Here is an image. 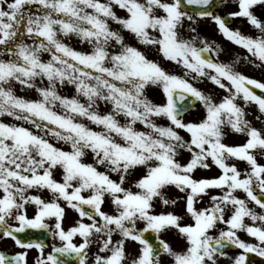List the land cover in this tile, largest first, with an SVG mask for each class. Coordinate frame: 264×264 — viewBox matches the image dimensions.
Here are the masks:
<instances>
[{"label":"snow or ice","instance_id":"1","mask_svg":"<svg viewBox=\"0 0 264 264\" xmlns=\"http://www.w3.org/2000/svg\"><path fill=\"white\" fill-rule=\"evenodd\" d=\"M5 240L0 264H264V0H0Z\"/></svg>","mask_w":264,"mask_h":264},{"label":"rangeland","instance_id":"2","mask_svg":"<svg viewBox=\"0 0 264 264\" xmlns=\"http://www.w3.org/2000/svg\"><path fill=\"white\" fill-rule=\"evenodd\" d=\"M234 10L231 3H228V5L226 7L223 8V11L224 12H229V11H232ZM239 20H234L233 22V26H236V25H240L238 23ZM203 27V30L205 31V33L210 36V37H213L217 40L218 43H221L223 46L225 47H228L230 48L231 45L227 43V41L224 40L223 37L219 36L216 31H215V25H209V24H205V25H202ZM243 28L245 30H247L249 28L248 24L246 22H243ZM221 59H227V56H222ZM253 75H257V73H252ZM241 167H243V165H241ZM214 173H208V172H205V173H202V175H212ZM169 239H171L169 237ZM0 248H7L9 249L10 251L14 250L12 248V242L10 240H5L3 243H0Z\"/></svg>","mask_w":264,"mask_h":264},{"label":"flooded vegetation","instance_id":"3","mask_svg":"<svg viewBox=\"0 0 264 264\" xmlns=\"http://www.w3.org/2000/svg\"><path fill=\"white\" fill-rule=\"evenodd\" d=\"M238 23L241 24L242 22L239 20ZM71 218H72V216L70 214L69 221L71 220ZM256 264H262V262H261V260L259 258L256 259Z\"/></svg>","mask_w":264,"mask_h":264}]
</instances>
